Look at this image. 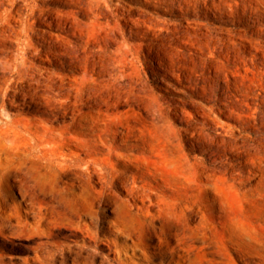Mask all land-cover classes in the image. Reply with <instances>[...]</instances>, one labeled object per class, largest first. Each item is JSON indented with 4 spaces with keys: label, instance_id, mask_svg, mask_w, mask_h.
Masks as SVG:
<instances>
[{
    "label": "rangeland",
    "instance_id": "374dc122",
    "mask_svg": "<svg viewBox=\"0 0 264 264\" xmlns=\"http://www.w3.org/2000/svg\"><path fill=\"white\" fill-rule=\"evenodd\" d=\"M261 155L264 0H0V264H264Z\"/></svg>",
    "mask_w": 264,
    "mask_h": 264
},
{
    "label": "bare ground",
    "instance_id": "6f19581e",
    "mask_svg": "<svg viewBox=\"0 0 264 264\" xmlns=\"http://www.w3.org/2000/svg\"><path fill=\"white\" fill-rule=\"evenodd\" d=\"M181 9H184V8L182 7ZM74 109L76 110V112H75L76 117L81 118L82 120H89L90 121L89 128H91L92 131L89 134L91 136L87 137L85 139V141L87 143L88 142L93 143V142L97 141V139L99 137L102 138L101 134L97 135L95 133V129L97 128V125L95 124L96 117H95L94 112H93L94 110L86 111L84 109L82 103H78V102H75V108ZM100 113H102V112H100ZM116 117H119V116L113 115L110 118V120L104 121L105 126L102 129H104L106 131L109 128V124L113 123V120ZM38 118H39L40 122L36 121L35 124H32L34 126H40L41 127L38 131L34 132L36 134V137H34V138L36 139L38 144L46 145L47 144L46 142H48V143H51L52 145L55 146V145H59V141H61V139H65V140L67 139V136L65 134L67 132V123L66 122H63L60 120L58 122L59 125H57V124L50 123V121L44 116H39ZM32 120H33L32 116H22V115L12 116V115H10L9 119L5 123L4 132H10V133H13L15 135H19L23 131L31 132L32 131L31 130ZM130 129H132L131 125L128 127V130H130ZM122 144H124V143H122ZM89 147H90L89 148L90 151H92L93 145H91ZM110 152L113 153V150H110ZM260 157H261V159L259 160V162L262 164V166L264 168V165H263L264 164V156L261 155ZM217 176H218L217 172H211L209 169H207L206 171L197 170L195 172L194 178L189 177L190 182L191 183L194 182L193 184H195L196 187L199 188L201 195L204 197V198H202V201L212 199V197L209 198V196L204 195V193L209 192L210 189H213L215 187L214 184L212 183V181H214ZM263 176H264V173H263ZM207 206L209 207L210 204L207 203ZM222 232L225 234L224 231H222ZM241 238H243V237H241ZM233 239L238 244L237 248L243 250V253H245V254L247 252L249 253V252H253V251H261L262 246H264L263 240H261L260 238H258L255 235H252V234H247L245 236V238H243V239H239V238H233ZM136 245H139V243L137 242ZM244 258L245 257L243 256L242 259H244ZM176 264H185L182 256L179 260H177ZM249 264H251V263H249Z\"/></svg>",
    "mask_w": 264,
    "mask_h": 264
}]
</instances>
